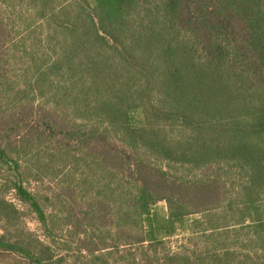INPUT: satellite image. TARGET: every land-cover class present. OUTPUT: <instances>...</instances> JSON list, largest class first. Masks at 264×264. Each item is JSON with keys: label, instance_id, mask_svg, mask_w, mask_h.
<instances>
[{"label": "trees", "instance_id": "trees-1", "mask_svg": "<svg viewBox=\"0 0 264 264\" xmlns=\"http://www.w3.org/2000/svg\"><path fill=\"white\" fill-rule=\"evenodd\" d=\"M0 173V264H264V0H0Z\"/></svg>", "mask_w": 264, "mask_h": 264}, {"label": "rangeland", "instance_id": "rangeland-1", "mask_svg": "<svg viewBox=\"0 0 264 264\" xmlns=\"http://www.w3.org/2000/svg\"><path fill=\"white\" fill-rule=\"evenodd\" d=\"M7 173H0V187L1 185H4V177H6ZM30 185V184H29ZM48 185H45L44 188L46 190H48L46 187ZM31 189H35L38 190L40 188H42V186L34 181L31 182ZM44 190V189H43ZM45 190V191H46ZM6 199L9 200L10 202H12L17 208H19L21 211H24L26 214L24 216V221L26 222L27 226L29 229H31L32 231H35L37 234H39L41 236V238H43L42 236V231L39 229V224L36 221L34 215H32L28 210L25 209V207L17 200V198L15 197V194L13 191L9 192L6 194ZM159 206L163 209H165V204L164 203H160ZM185 237L186 236H177L174 237L173 239H171L168 243V247L171 250H176L182 243L185 242Z\"/></svg>", "mask_w": 264, "mask_h": 264}]
</instances>
